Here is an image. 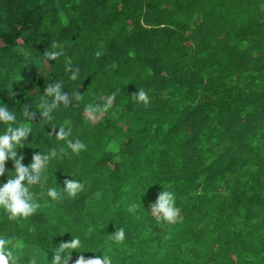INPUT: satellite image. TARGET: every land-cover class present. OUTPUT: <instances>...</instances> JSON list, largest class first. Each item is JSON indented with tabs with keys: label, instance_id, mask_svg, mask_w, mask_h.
<instances>
[{
	"label": "trees",
	"instance_id": "16d2710c",
	"mask_svg": "<svg viewBox=\"0 0 264 264\" xmlns=\"http://www.w3.org/2000/svg\"><path fill=\"white\" fill-rule=\"evenodd\" d=\"M56 85L68 99L48 119ZM0 104L32 129L25 166L58 153L33 215L0 208L16 264H51L74 238L69 264H264V0H0ZM164 189L174 224L150 215Z\"/></svg>",
	"mask_w": 264,
	"mask_h": 264
},
{
	"label": "clouds",
	"instance_id": "9594fccd",
	"mask_svg": "<svg viewBox=\"0 0 264 264\" xmlns=\"http://www.w3.org/2000/svg\"><path fill=\"white\" fill-rule=\"evenodd\" d=\"M75 79V76L72 77ZM49 96H53L54 99L50 107H41L45 110L42 115L48 119L53 118L52 109H55L58 101H67L68 97L61 94L59 85L49 86L46 89ZM113 94V97L114 98ZM133 99L136 102L143 103L147 106L150 103L148 94L139 89L137 94H134ZM110 105L105 104L104 110ZM93 112L96 109H92ZM0 124L6 125V128L0 132V177L4 176L8 169L5 164L8 160L14 161L15 171L11 178H8L6 182L0 184V208L7 214V218L10 221H20L33 215L40 207L39 202L35 198L34 192L31 190L34 185L43 184L46 180L44 173L50 165V162L57 158L58 153L55 149L51 151V154L37 153L33 156L32 163L25 166L22 161L23 155H18V149L22 147L24 141L32 131L31 127L27 124L17 121V116L14 112H10L6 104H0ZM70 135V130L60 128L57 134V139L64 140ZM67 147L71 149L74 154H79L85 149L86 145L79 140L73 142L67 140ZM63 152V149H61ZM83 185L79 180H66L64 192L69 197H76L78 193L82 191ZM47 197L51 200L60 199V193L55 188L49 187L46 193ZM151 213L156 219L163 220L168 224H174L177 217L180 215V208L176 206V199L173 192L163 190L158 193L156 201L150 205ZM116 243H120L126 239L125 231L120 228L112 235ZM80 241L73 239L69 243H64L55 250L54 258L51 264H69L72 257L73 250L79 246ZM22 247V244L18 245ZM13 241L0 237V264H16V258L12 252ZM68 249H71L69 254ZM66 253V255H64ZM31 264H36L33 260ZM75 264H112L110 257L103 254V257H96L91 259H85L83 255L76 260Z\"/></svg>",
	"mask_w": 264,
	"mask_h": 264
}]
</instances>
